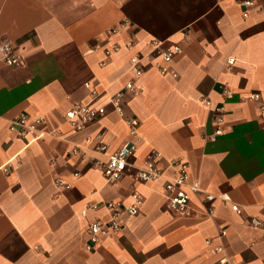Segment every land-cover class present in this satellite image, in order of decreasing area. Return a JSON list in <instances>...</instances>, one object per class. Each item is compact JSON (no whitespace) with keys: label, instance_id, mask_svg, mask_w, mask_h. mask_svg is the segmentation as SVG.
<instances>
[{"label":"crops","instance_id":"obj_1","mask_svg":"<svg viewBox=\"0 0 264 264\" xmlns=\"http://www.w3.org/2000/svg\"><path fill=\"white\" fill-rule=\"evenodd\" d=\"M154 42L180 52L166 65ZM2 43L23 65L0 57V164L12 167L0 172V264H217L223 255L264 264V0H0ZM138 55L141 93H125L119 114L113 103ZM74 104L104 114L76 132L64 119ZM20 116L42 119L43 138L10 131ZM129 119L141 141L119 181L72 154L97 143L114 153ZM152 150L161 178L134 182ZM176 160L199 186L192 216L166 207ZM133 193L139 213L121 214L118 229L88 250L90 223L109 220L100 204L128 206ZM223 194L228 202L205 200ZM217 246L224 254H213Z\"/></svg>","mask_w":264,"mask_h":264},{"label":"built area","instance_id":"obj_2","mask_svg":"<svg viewBox=\"0 0 264 264\" xmlns=\"http://www.w3.org/2000/svg\"><path fill=\"white\" fill-rule=\"evenodd\" d=\"M245 6H249L250 2H245ZM112 33H115L116 30H111ZM180 52V48L176 45H172L162 49L161 44L157 42L152 43V54L160 56L164 64H169L172 59ZM106 55H109V52H106ZM0 57L1 61L8 67L17 68L23 65L21 56L11 47L9 43L0 44ZM142 59V56L138 55L136 57V66L134 67L135 77L133 81H129L125 84L124 91L120 92L117 98L114 101V107L119 114H122L121 108L119 106L120 100L125 93H131L133 95H138L141 93L139 87L136 86L135 80L142 75V67L139 63ZM234 59H230L227 62V67L231 68L233 66ZM159 72L165 75L168 70L167 67L162 65H156ZM174 76V75H173ZM85 87L88 89L89 84H85ZM92 95H96L95 90H91ZM104 114L103 108L93 109L88 105H79L74 104L65 114L64 119L70 128L73 131L80 132L83 128L94 121L98 117ZM43 124L42 119H33L28 120L25 116H20L10 122V131L17 132L20 137H31V140H40L43 138V134L40 133V127ZM129 138L124 142V144L117 151L110 155H106L107 145L97 143L94 148L90 151L88 147L79 148L76 147L72 150V154L81 157L88 158V162L91 165H95L102 169L103 175L107 182L115 183L121 178L126 176L131 168L132 159L137 153V145L141 141L138 135V121L135 119L127 120ZM217 133H220L217 131ZM86 145H91L92 140L86 139ZM158 154L152 150L147 156L146 161L143 163L142 167L136 168L135 174L131 175L134 182L138 183H147L155 182L161 178V170L157 166ZM171 167L176 171L177 177L174 180H167L164 183V190L166 192V207L169 211L178 213L184 216H192L193 212L190 207V196L193 193H199L198 183L195 182L192 185L187 184L188 179V165L185 162L176 160L170 162ZM11 162L0 164V172L5 174L9 173L11 170ZM78 174H74V177H77ZM132 202L128 206H124L121 202H102L100 204L101 208H104L109 213V220L107 222L95 221L90 223L87 229L88 244L87 249L91 250L94 245L99 241L100 236H106L110 232H114L118 229L117 219L124 212L135 216L139 213L140 206L142 201L140 197L133 193L131 195ZM220 199L224 202H228L229 196L223 194L219 198L213 195H206L205 200L209 203L214 202L215 200ZM99 206H93L92 209L96 210ZM231 209L235 212H238V207L232 205ZM211 209L208 210V214L211 215ZM254 227L259 226V222L256 220L251 221ZM225 233H221V237ZM210 241H207L209 244ZM213 254L222 255L224 254V249L222 246H217L213 249ZM217 264H228L227 258L223 255L218 259Z\"/></svg>","mask_w":264,"mask_h":264}]
</instances>
